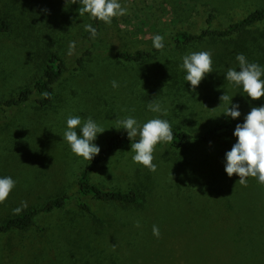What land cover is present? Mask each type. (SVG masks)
Wrapping results in <instances>:
<instances>
[{"label":"rangeland","instance_id":"obj_1","mask_svg":"<svg viewBox=\"0 0 264 264\" xmlns=\"http://www.w3.org/2000/svg\"><path fill=\"white\" fill-rule=\"evenodd\" d=\"M119 3L127 15L113 18L111 25L103 23L98 37L89 42L84 25L91 19L79 15L78 0H0V23L11 25V32L0 35V100L33 88L42 75L44 51L58 53L67 63L48 106L41 107V96L35 94L17 107L0 109V178L16 181L0 204V225L53 199L76 195L80 173L90 162L75 156L64 140L69 116L82 121L91 117L105 129L93 141L101 150L121 130L116 121L127 117L141 125L161 118L171 126L200 131L212 121L242 124L252 107L264 106L225 75L215 81L204 78L195 90L190 87L188 95L198 102L184 98L188 107L176 105V112L161 97L166 90L153 86L171 66L182 70V57L193 52L212 53L213 77L236 69L238 63L209 42L183 47L172 38L203 28L209 14L215 16L214 27L222 29L264 8V0ZM156 35L164 37L162 50L152 46ZM137 48L153 56L135 64L115 57L117 51ZM112 81L119 87L113 88ZM224 93L233 97L229 107L239 105V118L224 115L227 105L219 100ZM150 102L159 103L167 115L150 111ZM235 143L186 148L182 155L189 166L183 171L175 168L164 143L154 151L155 172L135 164L134 153L126 147L101 165L91 181L106 189H138L139 205L83 200L91 202L100 222L71 203L40 214L30 229L0 234V264H264V187L255 178H247L244 187L238 176L229 178L224 172L225 153ZM22 201L27 207L14 214ZM153 225L159 227V238L153 236Z\"/></svg>","mask_w":264,"mask_h":264},{"label":"trees","instance_id":"obj_2","mask_svg":"<svg viewBox=\"0 0 264 264\" xmlns=\"http://www.w3.org/2000/svg\"><path fill=\"white\" fill-rule=\"evenodd\" d=\"M213 14H209L203 22V28L195 32H181L176 34L172 40L179 46H189L200 43L209 42L218 50H222L225 54L223 57L228 58L233 63L236 61L237 54H243L249 62H254L264 67V8H259L248 13L244 18L225 26L224 28L214 27ZM100 33L103 22L91 19L89 22ZM11 32V25L7 22L0 23V35ZM97 35V37H98ZM85 39L92 41L90 33L87 32ZM153 52L145 51L142 48H137L132 51H117L115 57L124 63L135 64L141 63L151 58ZM42 75L35 80L33 88L21 89L14 97L7 100H0L1 108L17 107L30 100L35 94L41 96L37 102L41 107L48 106L54 98V87L61 80L63 74L67 71V63L58 53L52 51H44L41 56ZM81 64V60L77 61ZM228 66V64H227ZM236 70H239V64L236 65ZM185 71L179 68L170 67L164 75L157 76L153 82V86L157 91L163 92L166 90L167 95L161 93V97H166L168 102H171L172 111L176 112V105L184 106V98L193 100L197 103V99L189 96L190 84L185 81ZM226 74L220 77H213L208 74L206 81L221 80ZM264 79V76L261 77ZM217 85V84H216ZM241 91L243 92L242 88ZM47 93V97L43 95ZM188 93H190L188 95ZM245 98V97H244ZM264 103V97L260 99ZM175 104V105H174ZM188 107V105H185ZM235 123L229 121H212L206 123L200 131H192L181 126H171L173 140L170 143H164L172 154V162L177 170L183 171L189 166L187 159L182 155V152L190 146H228L231 142L236 141L233 136ZM139 137L129 140L127 133L122 129L110 138L106 146L100 150L92 161L80 173L77 182L76 195L62 196L49 201L41 209H30L26 212L6 220L0 225V234H7L12 231H26L34 226L36 216L40 214H50L54 211L64 209L68 204H73L81 212L87 213L96 221L100 222L96 214L92 211L93 203H110L121 206H137L141 201L139 190H116L106 189L91 181L93 173L116 153L136 142ZM88 199L91 202H84Z\"/></svg>","mask_w":264,"mask_h":264},{"label":"clouds","instance_id":"obj_3","mask_svg":"<svg viewBox=\"0 0 264 264\" xmlns=\"http://www.w3.org/2000/svg\"><path fill=\"white\" fill-rule=\"evenodd\" d=\"M78 2L81 5L78 8L80 16L88 14L90 19L103 22L106 25H111L113 18L127 15L128 11L119 3V0H78ZM72 3H77V0H72ZM84 28L90 33V38L97 37V29L91 24L84 25ZM163 41V36L156 35L152 39V46L156 50H162L164 48ZM71 47H74V44L70 46V51ZM236 60L239 70L229 68L225 79L234 87L242 88L251 101L260 100L264 97V79L261 78L264 76V67L249 62L243 54H237ZM180 68L186 72L185 81L190 84L192 90H195L202 80L212 73V53L199 51L186 54L182 57ZM111 84L113 88L119 87L116 81H112ZM43 95L47 97L48 94L44 93ZM232 98L224 93L219 97V100L227 105L224 115L235 120L240 117L241 113L238 104H232L229 107ZM148 109L154 113L167 115V111L159 103L150 102ZM66 123L64 140L69 145L71 152L84 161L91 162L100 152V148L93 141L105 129L91 117L82 121L79 116H69ZM116 124L118 128L127 133L129 140L139 137L136 142L130 145V149L134 153L132 161L147 168L150 172H155L156 165L153 160L156 146L160 143H170L173 140L169 121L153 118L141 125L135 118L127 117L117 120ZM233 136L236 138V143L230 151L225 153L224 172L229 178L233 174L238 176L239 184L244 187H247V178H255L264 187V106L252 107L250 112L244 116L243 123L235 126ZM15 185L16 181L11 177L0 178V204L6 202ZM25 207H27V203L22 201L21 207L13 209V213L19 214ZM135 226L140 227L139 222ZM152 233L154 237L159 238V227L153 225Z\"/></svg>","mask_w":264,"mask_h":264}]
</instances>
